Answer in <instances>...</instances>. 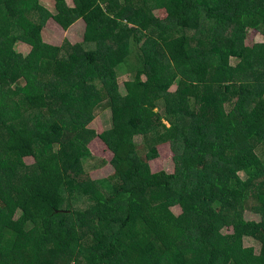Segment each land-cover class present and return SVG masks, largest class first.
<instances>
[{
  "label": "trees",
  "instance_id": "trees-1",
  "mask_svg": "<svg viewBox=\"0 0 264 264\" xmlns=\"http://www.w3.org/2000/svg\"><path fill=\"white\" fill-rule=\"evenodd\" d=\"M54 2L0 0V264H264V0Z\"/></svg>",
  "mask_w": 264,
  "mask_h": 264
},
{
  "label": "rangeland",
  "instance_id": "rangeland-1",
  "mask_svg": "<svg viewBox=\"0 0 264 264\" xmlns=\"http://www.w3.org/2000/svg\"><path fill=\"white\" fill-rule=\"evenodd\" d=\"M67 4L71 7L74 6L73 4V0H66ZM40 3L42 6H44L45 8H47L49 11H51L52 13H56V7H55V2L54 0H40ZM83 35L84 32L80 29V31L78 33L75 32V30H71L67 33L65 32H60L57 31L53 28L47 29L45 31V39L50 43L56 44V45H61L63 43V41L65 39H68L70 43L75 44L78 42H81L83 40ZM255 41L258 43H263L264 42V36L260 33L256 36ZM16 50L23 54V55H28L31 50L32 47L23 41H18L16 43ZM233 63L236 64V60H233ZM117 72V78H118V82L120 85V90L121 92L125 93V86L124 83L131 80L134 77V73H132L127 66H122L119 69H116ZM176 88H178L177 85H173L170 89V92H175ZM159 111L162 114H165V108L162 104L159 103ZM228 111H231V107L228 106ZM95 120L91 123L90 127L93 128L94 130L98 131V132H102L105 129H109L111 126V108H110V104L109 101L104 100L102 101L97 108L95 109ZM69 135L65 136V138H68ZM137 143L140 144L143 139L141 137H138L136 139ZM55 149H57V147H55ZM95 150H97V147H95ZM139 153L142 154L143 150L141 149V147H139ZM257 154L258 156L261 158V160L264 162V146H260L257 149ZM99 158V156H97ZM98 158H88L84 164L85 170L87 171V173L91 174V177H93V179H104V178H108L109 176L112 175L113 173V168L109 165L104 166V163L98 159ZM101 158V157H100ZM32 161V160H31ZM162 166V168H166V170L168 172H173L174 171V165L172 163V161H160L159 162ZM241 176L243 178H245L244 174L241 173ZM172 211L177 215L179 213L177 208H172ZM19 215L17 214V217ZM245 218L247 220H260V217L252 214V213H248L246 214ZM244 245L246 247H253L255 248V252L258 254L260 251V245L258 242H256L253 238L251 237H245L244 238Z\"/></svg>",
  "mask_w": 264,
  "mask_h": 264
},
{
  "label": "built area",
  "instance_id": "built-area-1",
  "mask_svg": "<svg viewBox=\"0 0 264 264\" xmlns=\"http://www.w3.org/2000/svg\"><path fill=\"white\" fill-rule=\"evenodd\" d=\"M69 264H76L74 261L70 262Z\"/></svg>",
  "mask_w": 264,
  "mask_h": 264
}]
</instances>
